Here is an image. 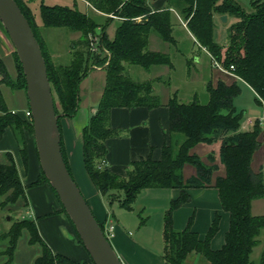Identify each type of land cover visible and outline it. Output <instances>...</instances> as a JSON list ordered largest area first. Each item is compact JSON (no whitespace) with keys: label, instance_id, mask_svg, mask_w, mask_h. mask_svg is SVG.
Listing matches in <instances>:
<instances>
[{"label":"trees","instance_id":"1","mask_svg":"<svg viewBox=\"0 0 264 264\" xmlns=\"http://www.w3.org/2000/svg\"><path fill=\"white\" fill-rule=\"evenodd\" d=\"M16 1L40 43L55 110L60 114L59 127L62 116L73 117L77 113L80 83L90 68L95 65L106 68V84L98 108L83 128L84 164L94 185L106 200L132 209L137 195L146 187L179 188V196L170 201L164 214L165 264H183L190 252L203 254L209 264H254L251 253L264 228V214H253L252 202L264 197V170H254L252 161L256 150L263 145L264 129L260 119H255L250 129H241L244 111L236 107L235 98L241 92L239 79H243L264 105V0H252L250 10L244 9L236 0H85L90 4L86 10L76 5L49 4L42 0L39 4L40 23L26 0ZM90 7L91 10H88ZM177 13L196 44L204 47L213 61L222 64L229 72L218 70L217 75L208 80L209 98L206 102L197 98L181 100L177 91H174L167 101L169 134L168 142L162 146L161 157L155 159L149 155L133 160L125 175L118 174L102 165L108 151L106 139L118 132L110 125L112 108L155 107L162 103L154 86L157 78L136 80L127 73V66L138 65L146 70L164 64L173 67L170 55L150 49L149 42L152 33L165 41L175 42L173 14L177 16ZM217 14L236 19L229 25L227 42L223 44L215 38ZM138 16L142 17L138 19ZM113 20L118 22L114 35L110 36L107 26ZM39 26L66 27L80 33L73 43L75 47L68 62L57 63L48 57L36 30ZM90 35L100 37L98 53L90 48ZM103 48L109 55H101L102 52L106 53ZM17 60L21 76L19 85L26 89L18 55ZM231 65L234 66L232 69ZM0 71L5 82L14 83L2 63ZM8 126L14 129L21 143L27 167L24 129L33 134L32 119L13 113L4 106L0 109V137ZM201 143L220 144L219 155L225 166L224 175L214 178L218 167L214 165L213 153L207 163L192 151ZM61 146L71 172L62 136ZM187 164L195 167V174H184ZM42 182L49 181L41 168L40 176L33 183ZM207 185L218 188L222 207L230 214L225 242L217 249L212 248L211 239L219 229V214L211 222L204 237L192 229L193 216L185 228L176 229L173 226L174 210L190 199L186 189ZM0 197V208L15 203L19 197L26 199L25 185L11 153L7 154L6 162H0ZM100 224L103 228L104 222ZM24 230L28 231L29 242L40 245L42 249L33 264H95L92 259L78 261L55 253L40 235L36 222L28 217L12 219L10 227L0 231V243H6L5 248L0 250V254L7 255L3 264H11L18 239ZM259 264H264V249Z\"/></svg>","mask_w":264,"mask_h":264},{"label":"crops","instance_id":"2","mask_svg":"<svg viewBox=\"0 0 264 264\" xmlns=\"http://www.w3.org/2000/svg\"><path fill=\"white\" fill-rule=\"evenodd\" d=\"M0 63L4 65L8 75L12 78L11 81L14 82L12 84L5 82L0 71V109L6 106L13 113L26 118L25 112L30 109L27 92L23 86L19 85L21 76L15 47L1 20ZM152 77L156 78V73L149 78ZM239 81L244 82L243 87H246L244 89L253 90L243 79H239ZM253 92L255 93L254 90ZM100 96L96 103L90 101L89 106L88 104L85 106L80 104L73 117L62 116L60 119L63 147L71 172L97 219L100 222H105L111 218L116 223L114 236L110 241L124 264H165L163 257L164 214L170 201L179 196L181 189L168 187H146L142 189L137 195L132 209L126 208L131 211L130 213L137 211L138 215L143 214L140 224L135 216L133 218L130 215L131 219L127 221L123 211L116 213V208L113 211L110 210L115 202L109 203L96 188L86 170L83 155V128L95 110ZM169 97L165 99L161 97L162 103L155 107L117 106L112 108L110 125L118 132L106 139L108 151L105 167L107 169L125 175L133 160L149 155L155 159L161 157L162 146L168 142L169 107L167 101ZM262 110L264 112L263 104ZM261 116L260 114L251 115L247 122L242 120L241 129H250L253 121L261 119ZM24 137L27 150V167L24 164L21 143L14 129L11 126L6 127L0 137V162H6L7 154H12L21 181L25 185L26 193V199L19 197L15 203L8 204L3 209L20 213L19 208L26 206V213L20 214L21 217H28L36 222L40 235L55 253L64 254L78 261H89L91 259L90 254L80 241L52 185L49 182L33 183L40 176L41 165L34 135L24 129ZM262 140L263 145L256 150L252 161V166L256 171L264 170V132ZM219 150V143H201L192 150L207 163L210 161V154L213 153L214 165L218 167L214 172V178L225 174V166L221 161ZM195 173L196 170L192 168V165H185L184 174L186 176ZM186 190L190 194V199L174 210L173 226L176 229H183L187 226L189 218L193 216L192 229L197 231L200 237H204L211 222L219 214V229L211 239V246L214 249L222 247L230 225V214L222 207L218 188L214 185H207L189 187ZM1 200L0 197V202ZM252 213L264 214V197L253 200ZM10 224L11 222L7 225L3 224L0 216V231L7 230ZM131 228L134 230L133 233ZM5 246V242L0 243V250ZM41 251L40 245L29 242L28 231L24 230L18 239L11 264L13 262L14 264H33L35 257ZM5 261V255L0 254V264ZM183 264H209V262L202 254L190 252Z\"/></svg>","mask_w":264,"mask_h":264},{"label":"rangeland","instance_id":"3","mask_svg":"<svg viewBox=\"0 0 264 264\" xmlns=\"http://www.w3.org/2000/svg\"><path fill=\"white\" fill-rule=\"evenodd\" d=\"M34 9L36 20L41 22L39 14V4L42 0H26ZM49 4H64L68 6H77L81 10H86L87 5H90L85 0H43ZM244 9L250 10L252 7V0H236ZM90 7L88 10H91ZM94 10V9H93ZM99 12V11H97ZM99 15V14H98ZM222 16V15H221ZM218 14L215 16V38L223 44L227 42V31L229 25L234 22L235 18H227L222 20ZM173 20L175 22L173 35L175 42H169L163 40L158 34H151L149 42V48L166 52L170 55L173 67L170 65H157L153 66L150 70H146L138 65L127 66V73L136 80H145L151 77L154 73L157 75L156 82L154 83L155 90L161 94L163 99L171 96L174 91H177L178 97L181 100L189 101L195 98L201 102L208 101L209 94L207 91V82L211 77H215L218 70H221L219 66L213 61V57L204 48L199 47L194 41V37L190 31L185 27V22L181 19L177 13L173 14ZM118 20H113L107 26V32L110 36L114 35L115 27ZM37 33L42 40V45L48 53V57L57 63H66L72 58V50L75 46L73 43L79 38L80 33L77 31H71L66 27H36ZM100 30V29H98ZM99 38V37H98ZM94 39V38H93ZM226 39V41H225ZM100 41V38L97 40ZM222 41V42H221ZM106 49V48H105ZM98 53V51H96ZM109 55V52L101 53L105 56ZM216 66V67H215ZM100 65L90 68L88 75L80 83V104L85 106L90 101L95 102L102 94L104 86L106 84V68ZM222 71V70H221ZM225 72V71H223ZM226 73V72H225ZM9 78L12 80L11 76ZM241 85V92L235 98V105L239 110L244 111L243 122H247L251 115H264L262 110V104L256 99L255 93L251 89H244L242 81H239ZM250 88V87H249ZM25 91V90H24ZM26 92V91H25ZM101 97V96H100ZM161 98V99H162ZM98 108V103L96 104ZM89 106V104H88ZM87 106V107H88ZM95 108V109H96ZM261 116V117H262ZM264 129V125L262 124ZM192 168L195 167L192 165ZM116 208V213L123 211L124 217L127 221H130V215L135 216L136 220L140 224L142 221V213L138 215V212L130 213L126 208L121 207L117 202L110 207L113 211ZM20 213L6 211L0 208V216L3 224L7 225L12 219L21 217L23 213H26V206H21ZM21 214V215H20ZM155 223V221H154ZM116 227V223H115ZM132 233L134 232L131 228ZM264 249V228H262L259 235V242L254 247L251 258L254 264H259L260 255ZM201 254V253H200ZM203 255V254H202ZM204 256V255H203ZM7 258V255L5 256ZM205 257V256H204ZM14 264V262L12 263Z\"/></svg>","mask_w":264,"mask_h":264},{"label":"water","instance_id":"4","mask_svg":"<svg viewBox=\"0 0 264 264\" xmlns=\"http://www.w3.org/2000/svg\"><path fill=\"white\" fill-rule=\"evenodd\" d=\"M227 20L226 14L221 16ZM0 20L6 29L26 80L33 135L41 168L95 264H124L94 214L62 152L59 116L45 58L33 29L16 0H0Z\"/></svg>","mask_w":264,"mask_h":264},{"label":"built area","instance_id":"5","mask_svg":"<svg viewBox=\"0 0 264 264\" xmlns=\"http://www.w3.org/2000/svg\"><path fill=\"white\" fill-rule=\"evenodd\" d=\"M142 16H138L137 18L140 19ZM99 35H90V48L94 51H98L100 47H98L100 44V41L98 42L97 40L100 38H98ZM94 38V39H93ZM104 49V48H103ZM104 52H106V50L104 49ZM214 62L217 64V66H219V68L222 71L225 72H229L222 64L218 63L217 61L214 60ZM234 66L231 65L230 68L232 69ZM26 116L32 119V113L31 110H27L25 112ZM261 124L264 125V115L261 117L260 119ZM105 160L103 161L102 165L105 166ZM103 231L105 233V235L111 240V238L114 236V232H115V222L109 218L108 220H106L104 222V227H103Z\"/></svg>","mask_w":264,"mask_h":264}]
</instances>
